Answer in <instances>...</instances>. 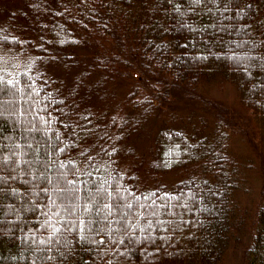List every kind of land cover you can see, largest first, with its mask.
I'll return each mask as SVG.
<instances>
[{
  "label": "trees",
  "instance_id": "16d2710c",
  "mask_svg": "<svg viewBox=\"0 0 264 264\" xmlns=\"http://www.w3.org/2000/svg\"><path fill=\"white\" fill-rule=\"evenodd\" d=\"M1 1L19 8L0 16V55L25 63L0 69V264H222L245 184L226 125L160 127L151 187L122 159L171 88L203 84L232 86L264 144V0ZM82 52L72 82L43 66ZM116 75L121 102L99 109L93 94ZM244 264H264V193Z\"/></svg>",
  "mask_w": 264,
  "mask_h": 264
},
{
  "label": "rangeland",
  "instance_id": "374dc122",
  "mask_svg": "<svg viewBox=\"0 0 264 264\" xmlns=\"http://www.w3.org/2000/svg\"><path fill=\"white\" fill-rule=\"evenodd\" d=\"M17 8H19L17 4L0 0V16L2 18L8 14H14L11 11ZM88 55L93 58L91 52H88ZM120 57L126 62H131L128 56ZM24 63L25 57L20 55H0V69H3L1 66L8 65L12 72H15ZM90 63L91 59L82 52L76 57V62L66 63L59 59L47 65L44 63L43 66L49 73H53L67 82H72V79H76L88 71ZM124 68H127L125 64L117 65L118 70ZM85 77L87 84L95 83L98 80V76L96 77L94 74L91 76L88 74ZM114 79L107 86L97 88V90L104 89L102 94L98 91L94 92L93 104L95 99H100V102L96 101L95 103L99 109L109 107L117 100L121 102V96L125 89L123 85L126 83L123 78L119 81L117 75ZM110 88H115V91ZM121 105L124 106L122 103ZM220 121L226 125L231 134L230 152L241 164L245 178V184H242L234 193L237 212L241 213V217L242 214L244 215V217H240L242 219L241 231L231 242L222 264H244L250 236L254 231L257 202L264 193V144L260 141V131L250 111L239 104L236 91L232 86L214 83L203 84L195 89L171 88L167 92V97L159 105V109L142 121L138 125L141 128L132 134L133 157L123 158L122 164L132 171L137 170L141 174L144 184L151 187L158 181L147 176V163L152 139L160 127L178 128L182 125L191 128L205 123L211 127L214 125V129ZM185 174V172L169 173L157 179L169 187Z\"/></svg>",
  "mask_w": 264,
  "mask_h": 264
},
{
  "label": "snow or ice",
  "instance_id": "6c2138e0",
  "mask_svg": "<svg viewBox=\"0 0 264 264\" xmlns=\"http://www.w3.org/2000/svg\"><path fill=\"white\" fill-rule=\"evenodd\" d=\"M62 166H63V165H62ZM50 226L52 227L53 235H54V236H57L56 243H57V244L60 243V238H59V236L57 235V234L60 232V229L57 228V227H55V225H52V224H50ZM80 230H81V233H82V232H83V222H81ZM80 239L83 240V239H85V237H84L83 235H81ZM40 242H41V243H44V241H40ZM48 242H49V243L52 242V237H49V241H48ZM67 243H68V242L65 241V245H67Z\"/></svg>",
  "mask_w": 264,
  "mask_h": 264
}]
</instances>
